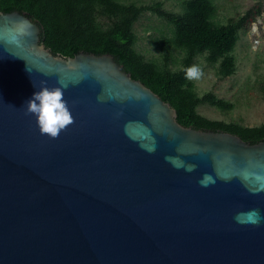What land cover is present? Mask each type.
Segmentation results:
<instances>
[{
  "label": "water",
  "instance_id": "1",
  "mask_svg": "<svg viewBox=\"0 0 264 264\" xmlns=\"http://www.w3.org/2000/svg\"><path fill=\"white\" fill-rule=\"evenodd\" d=\"M41 34L0 11V264H264V141L185 127L113 55ZM60 80L74 123L52 139L26 101Z\"/></svg>",
  "mask_w": 264,
  "mask_h": 264
},
{
  "label": "trees",
  "instance_id": "2",
  "mask_svg": "<svg viewBox=\"0 0 264 264\" xmlns=\"http://www.w3.org/2000/svg\"><path fill=\"white\" fill-rule=\"evenodd\" d=\"M0 11H19L37 21L42 44L55 55L68 58L82 51L113 55L133 79L175 108L177 121L185 127L229 132L252 144L264 141V123L249 127L201 115L198 108L203 104L223 111L235 106L212 92L200 95L194 81L185 78V69L198 58L214 69L218 79L235 74L234 52L252 10L226 24L218 19L216 0H180L176 12L167 10L163 1L0 0ZM147 13L163 23V29H154L158 35L150 34V44L159 53L150 58L138 48L141 37L136 29Z\"/></svg>",
  "mask_w": 264,
  "mask_h": 264
},
{
  "label": "rangeland",
  "instance_id": "3",
  "mask_svg": "<svg viewBox=\"0 0 264 264\" xmlns=\"http://www.w3.org/2000/svg\"><path fill=\"white\" fill-rule=\"evenodd\" d=\"M145 3L163 1L167 10L178 11L180 0H142ZM218 19L226 24L230 19L238 18L249 10L252 16L236 46L237 71L225 79H218L212 67L203 58L197 64L203 68V75L193 80L200 95L212 92L217 97L234 104L231 111H223L208 104L200 105L198 112L204 117L226 123L239 122L254 127L264 123V0H216ZM260 9V14H256ZM141 37L138 48L150 58L159 54L150 44V34L154 29H163L162 21L147 13L136 24ZM156 33V32H155ZM159 32L156 34L158 35Z\"/></svg>",
  "mask_w": 264,
  "mask_h": 264
},
{
  "label": "clouds",
  "instance_id": "4",
  "mask_svg": "<svg viewBox=\"0 0 264 264\" xmlns=\"http://www.w3.org/2000/svg\"><path fill=\"white\" fill-rule=\"evenodd\" d=\"M203 75V68L199 64H193L185 69V78L188 80L199 79ZM62 86L48 87L42 82L40 90L26 101V114H32L37 118L39 131L49 138H58L60 133L74 123V116L65 99L64 90L67 84L63 80L58 81ZM237 214L236 220L242 222V216ZM249 221L259 223V212L253 210L246 214Z\"/></svg>",
  "mask_w": 264,
  "mask_h": 264
}]
</instances>
